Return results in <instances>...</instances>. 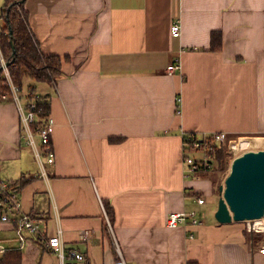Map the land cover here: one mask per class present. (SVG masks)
I'll return each mask as SVG.
<instances>
[{"label": "crops", "instance_id": "obj_1", "mask_svg": "<svg viewBox=\"0 0 264 264\" xmlns=\"http://www.w3.org/2000/svg\"><path fill=\"white\" fill-rule=\"evenodd\" d=\"M25 10L39 52L68 60L54 88L12 82L22 106L30 86L50 96L53 163L33 124L29 144L20 105L1 97L0 179L22 212L45 234L61 230L81 264H115L117 247L127 264H264L246 222L217 221L222 184L210 170L187 178L184 166L187 133L256 138L264 151V0H27ZM213 32L220 51L210 50ZM189 211L201 223L167 226ZM19 217L0 220V257L16 250L22 264H63L35 235L20 239Z\"/></svg>", "mask_w": 264, "mask_h": 264}, {"label": "built area", "instance_id": "obj_2", "mask_svg": "<svg viewBox=\"0 0 264 264\" xmlns=\"http://www.w3.org/2000/svg\"><path fill=\"white\" fill-rule=\"evenodd\" d=\"M181 26L179 23H175L172 26L173 37H179ZM180 68V65L175 62L168 67L169 72H175ZM7 78L11 87V94L3 95L2 100L13 101L18 106L22 103L21 97L19 96V88L12 84L9 76V71L5 68ZM23 128L26 131L29 144L34 146V136L31 131V125L37 120V114L35 112V104L28 103L27 105H20L19 107ZM53 130V121L49 118L47 126L41 128L38 135L41 139L43 149L45 151L48 163H53L55 154L51 147V133ZM237 142L235 138H231L225 133H217L211 136L199 135L193 133L184 134V145L186 154L184 156L185 176L190 178L200 171L212 170L214 168V157L210 153V150L215 144H227L232 149L234 143ZM189 151H197L202 154L201 157L195 158L188 155ZM199 204H204L205 200L198 198ZM0 211L1 221H9L13 218L14 214H20L18 219V233L20 239H23V233L28 231L29 233L36 236V238L45 245L47 249L57 254L63 261V264H81L84 261V255L76 250H67L62 239L61 230L57 234H45L41 231L39 224L36 222L35 216L22 212V203L19 199L18 192L11 186L10 183L0 179ZM193 224L201 223L197 219L195 211L189 212H178L169 215L167 220V226L169 228H177L180 225L186 224L187 222ZM247 230L251 233L263 234V230H260L255 221H247ZM119 260L115 264H127L123 260L122 253L119 247H117ZM259 251L264 254V237L260 241ZM0 252H4L3 247L0 246Z\"/></svg>", "mask_w": 264, "mask_h": 264}, {"label": "trees", "instance_id": "obj_3", "mask_svg": "<svg viewBox=\"0 0 264 264\" xmlns=\"http://www.w3.org/2000/svg\"><path fill=\"white\" fill-rule=\"evenodd\" d=\"M27 0H6L2 10L4 27L0 31V46L5 62L9 64L8 71L12 82L23 90L26 79H32L37 83H46L54 88L58 77L62 75L63 62L59 56H45L39 49L30 35L28 29V14L25 10ZM14 44V48L12 46ZM222 45L220 32H213L211 51H220ZM11 92L5 71L2 69L0 60V101L3 95ZM28 102L35 104L37 120L32 129L38 133L41 128L47 126L50 114V96L37 95L35 89L30 86L27 94ZM226 145L215 144L210 153L214 157V168L209 173L215 175L224 171L227 166ZM212 175V176H213ZM109 218L114 222L115 212L113 207L106 204ZM264 235L255 233V241L263 239ZM0 264H22L21 251H7L0 257Z\"/></svg>", "mask_w": 264, "mask_h": 264}, {"label": "water", "instance_id": "obj_4", "mask_svg": "<svg viewBox=\"0 0 264 264\" xmlns=\"http://www.w3.org/2000/svg\"><path fill=\"white\" fill-rule=\"evenodd\" d=\"M221 189L222 197L215 214L219 223L264 218V151H251L234 158Z\"/></svg>", "mask_w": 264, "mask_h": 264}, {"label": "rangeland", "instance_id": "obj_5", "mask_svg": "<svg viewBox=\"0 0 264 264\" xmlns=\"http://www.w3.org/2000/svg\"><path fill=\"white\" fill-rule=\"evenodd\" d=\"M231 138H235L237 140V142H235V144H239L240 139H250V138H247L246 136H242L240 138H237V137H231ZM224 145H226V148H225L226 149L225 155H226V161H227L226 169L224 171L218 172L217 174H215L213 176H210V177H212L213 181L215 182V186L216 187H217V185H221V184H222V186H224V182H225V179H226L227 175L229 174L230 167H231L233 159L238 157V156H240V155H242V154H244V153H247V150H246V152H241L240 149H238V150L230 149L229 145H227V144H224ZM253 151H262L261 146H259L256 149L254 148ZM212 200H213V197L212 198H208L207 199L208 204L201 208L202 209V214L204 216L206 214L208 206L209 207L211 206V202H213ZM257 227L261 228V227H263V225L257 226ZM246 228H247V224H246ZM263 235H264V232H263Z\"/></svg>", "mask_w": 264, "mask_h": 264}, {"label": "bare ground", "instance_id": "obj_6", "mask_svg": "<svg viewBox=\"0 0 264 264\" xmlns=\"http://www.w3.org/2000/svg\"><path fill=\"white\" fill-rule=\"evenodd\" d=\"M261 146L260 141L258 139H240L239 144L233 145L232 149L238 150L240 149L241 152H251L253 149L258 148ZM257 226L263 225V227L259 228L260 230L264 231V218L260 220H255Z\"/></svg>", "mask_w": 264, "mask_h": 264}]
</instances>
